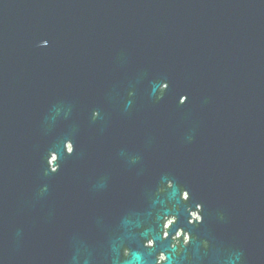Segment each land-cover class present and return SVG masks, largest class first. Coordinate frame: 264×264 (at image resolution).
<instances>
[{
  "label": "water",
  "instance_id": "1",
  "mask_svg": "<svg viewBox=\"0 0 264 264\" xmlns=\"http://www.w3.org/2000/svg\"><path fill=\"white\" fill-rule=\"evenodd\" d=\"M179 227L169 264H264V0H0V264H155Z\"/></svg>",
  "mask_w": 264,
  "mask_h": 264
},
{
  "label": "clouds",
  "instance_id": "2",
  "mask_svg": "<svg viewBox=\"0 0 264 264\" xmlns=\"http://www.w3.org/2000/svg\"><path fill=\"white\" fill-rule=\"evenodd\" d=\"M188 96L187 94H183L181 97V102H187ZM98 113L94 112V115ZM68 147V154L71 155L72 151L74 150V146L71 140L67 141ZM58 157L55 153L51 154V160H56ZM58 167L53 165L49 171H58ZM175 185L172 179H169L166 184L160 186L159 191L164 192L168 188H174ZM190 199V192L187 187H180L179 188V200L187 202ZM170 208H179V204H171ZM204 205L203 203L197 202L195 203V207L193 208L191 205H188L185 208L187 213V223L188 224H201L204 222V216L202 215ZM177 221V216L175 212L168 214H162V217L159 222L160 228V236L162 240H167L170 235V228ZM193 239L192 233L190 230H185L184 227H179L175 230V232L171 235V241L168 245L167 250H160L155 254V264H169V252L173 259L176 257H182V254L185 253L187 246L190 245ZM145 248H154L156 246V240L154 236H149L147 239L144 240ZM199 247L202 249H207L209 247V241L207 239H200L199 240ZM130 249L125 247L123 249V255L125 257L129 256Z\"/></svg>",
  "mask_w": 264,
  "mask_h": 264
},
{
  "label": "bare ground",
  "instance_id": "3",
  "mask_svg": "<svg viewBox=\"0 0 264 264\" xmlns=\"http://www.w3.org/2000/svg\"><path fill=\"white\" fill-rule=\"evenodd\" d=\"M67 150H68V147H67Z\"/></svg>",
  "mask_w": 264,
  "mask_h": 264
},
{
  "label": "flooded vegetation",
  "instance_id": "4",
  "mask_svg": "<svg viewBox=\"0 0 264 264\" xmlns=\"http://www.w3.org/2000/svg\"><path fill=\"white\" fill-rule=\"evenodd\" d=\"M171 229V228H170ZM170 239H171V237H170Z\"/></svg>",
  "mask_w": 264,
  "mask_h": 264
}]
</instances>
